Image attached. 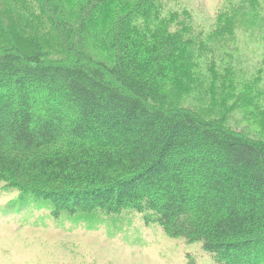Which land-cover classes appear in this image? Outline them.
I'll list each match as a JSON object with an SVG mask.
<instances>
[{
    "label": "trees",
    "instance_id": "trees-1",
    "mask_svg": "<svg viewBox=\"0 0 264 264\" xmlns=\"http://www.w3.org/2000/svg\"><path fill=\"white\" fill-rule=\"evenodd\" d=\"M28 1L61 51L0 43V184L54 220L137 217L215 264H264V136L181 103L218 89L264 130V68L242 79L219 57L264 46V1L222 0L202 39L162 0Z\"/></svg>",
    "mask_w": 264,
    "mask_h": 264
},
{
    "label": "rangeland",
    "instance_id": "rangeland-1",
    "mask_svg": "<svg viewBox=\"0 0 264 264\" xmlns=\"http://www.w3.org/2000/svg\"><path fill=\"white\" fill-rule=\"evenodd\" d=\"M221 1L162 0V3L165 13L177 10L191 14L192 32L202 39L211 30ZM2 3L1 44L9 43L6 30H17L41 40L53 55L61 51L57 36L35 3L28 0H2ZM221 52V60L232 59L242 79H250L264 68L261 42L242 40L237 42L235 51L228 48ZM258 88L264 94V73ZM216 91L215 105H210L209 99L200 102L191 96L181 103L207 118H220L235 130L254 137L264 136V130L253 117H245L242 109L232 106L233 99L221 104ZM18 194L17 189L0 184V264H185L188 257L196 264H215L202 242L170 237L158 225L145 226L137 217H112L103 222L54 220L34 206L29 197L20 201Z\"/></svg>",
    "mask_w": 264,
    "mask_h": 264
}]
</instances>
